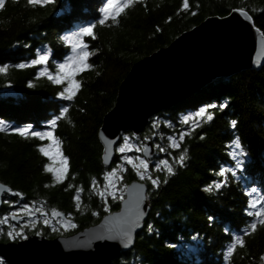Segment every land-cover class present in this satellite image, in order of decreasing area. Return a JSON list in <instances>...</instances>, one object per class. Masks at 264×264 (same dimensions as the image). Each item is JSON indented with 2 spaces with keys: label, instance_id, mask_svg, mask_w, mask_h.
I'll return each instance as SVG.
<instances>
[{
  "label": "trees",
  "instance_id": "obj_1",
  "mask_svg": "<svg viewBox=\"0 0 264 264\" xmlns=\"http://www.w3.org/2000/svg\"><path fill=\"white\" fill-rule=\"evenodd\" d=\"M106 3L5 0L4 5L0 0V69H7L0 70V181L11 190L4 194L7 201L0 203V214L18 202L74 217V226L63 233L49 231L46 225L31 230L46 237L72 233L118 209L121 199L108 198L105 203L96 193L95 184L102 183L103 173L120 162L115 151L109 166L102 163L97 130L134 61L167 45L205 17L223 16L233 8L246 10L264 35V0H187V7L184 0H131L115 19L110 14L101 25ZM90 25L94 26V38L81 39L89 46L91 67L76 75L80 87L67 100L61 96L62 92L67 96V82L57 84L47 72L40 75V71L48 68L52 75L57 72L59 62L72 55L66 39L70 32ZM40 48L50 52V59L47 65H32ZM21 63L24 68L18 67ZM222 104L227 107L221 109ZM201 105L207 107L204 118L198 117L192 124L179 119L180 113L195 111ZM65 107L68 112L61 116ZM159 115L164 119L154 121ZM207 115H214V119L208 121ZM52 120L57 121L50 128L53 139L59 144L60 156L68 160L60 181L47 171L48 164L59 162L39 151L52 140L31 135L46 131ZM232 120L237 121L235 128ZM15 128H29V132L20 135ZM181 133L185 135L179 146L168 148L166 135L179 137ZM139 135L167 148L157 155L165 154L174 174L164 168L152 170L158 187L144 179L147 215L134 234L133 244L120 250L109 264H264V224L248 214L264 206V62L258 68L212 78L152 115ZM237 137L243 153L238 157L241 167H236L232 155ZM182 154L183 166L177 163ZM124 166L122 181L126 185L138 177L130 165ZM223 169L228 171L220 176ZM218 182L224 186L216 189ZM209 186L213 191H204ZM252 188L257 189L255 201ZM77 192L79 200L74 199ZM253 202L256 207L250 206ZM254 221L257 228L251 230ZM237 235L242 243L226 259ZM0 237L8 240L3 232Z\"/></svg>",
  "mask_w": 264,
  "mask_h": 264
},
{
  "label": "water",
  "instance_id": "obj_2",
  "mask_svg": "<svg viewBox=\"0 0 264 264\" xmlns=\"http://www.w3.org/2000/svg\"><path fill=\"white\" fill-rule=\"evenodd\" d=\"M234 41L238 48L234 46ZM244 41H247V47L242 46ZM251 41L259 46L255 64H248L246 60L236 67L221 70L216 68L221 66L220 63L227 62L238 54L246 55ZM263 51L264 35L254 25L250 14L244 9L233 8L223 16L205 17L179 33L167 45L134 61L120 81L115 102L104 113L97 130V137L102 146V163L105 166L111 164L115 155V145L120 140L122 132L129 130L139 134L152 115L190 95L216 76L229 75L249 67H260L264 62ZM140 70H147L146 79H139ZM144 147L151 150L149 160L156 151L150 138H147ZM142 154L144 157L148 156L147 153ZM138 185H142L143 199L140 209L143 216L139 226L132 229L130 240L123 242L117 240L112 251L106 249L99 252L100 244H112L115 239L95 237L109 235V230L115 227L116 220L121 215L127 216L131 208L130 201L133 200L128 191H124L118 209L106 212L95 223L66 235L46 237L30 233L17 240H0V255L9 264H26L34 255L40 254L42 256L33 259L32 264H90L87 263V259L97 258L104 253L105 258L98 264H109L120 250L133 244L134 234L141 228L149 210L146 183L133 179L125 186L132 189ZM8 191L9 186L0 181V202L1 195ZM54 212L57 215L52 214L53 218L60 215L66 222H71V218L63 212ZM13 215L16 214H12L11 217ZM16 216L17 219H13L15 222L19 218Z\"/></svg>",
  "mask_w": 264,
  "mask_h": 264
},
{
  "label": "snow or ice",
  "instance_id": "obj_3",
  "mask_svg": "<svg viewBox=\"0 0 264 264\" xmlns=\"http://www.w3.org/2000/svg\"><path fill=\"white\" fill-rule=\"evenodd\" d=\"M38 0H29V3H37ZM45 3L48 2V0H44ZM131 0H121V3L118 4L117 0H107V3L105 4V6L102 9L103 12V18L99 20V23L101 25H103L105 23V21L109 18L110 14L112 15V18L115 19V16H118L120 11L122 10V7H127L128 3H130ZM3 3L5 5V0H3ZM184 6L187 7L188 3L187 0H184ZM2 9V8H0ZM110 10H112V12L110 13ZM93 28L94 26L90 25L88 27H84L82 28L79 32L74 33L72 37H67L66 39L69 41L70 47H71V51H72V55L67 57L66 60L64 62H61L58 64L57 67V75L53 76L51 73H48V78L50 80H54L55 83L57 84H63L65 83V81L67 82V88H66V92H67V96H65V93L62 92L61 96L64 97L67 100H71L73 98V95L76 93V91L78 90V88L80 87L78 81L75 79L76 75L82 71L85 68H90L91 65L88 63L89 59H90V53L87 50L88 49V44L81 39V37L84 36H90L92 38H94V34H93ZM50 59V52L46 51L43 54H40L38 56L37 59L31 61L32 65H47V62ZM19 68H24L25 65L23 63H21L19 66ZM2 71H6L7 69H0ZM45 74V70H41L40 71V75H44ZM209 107L215 108L216 105H211ZM221 109L227 107L226 104H222L219 106ZM68 112V108L65 107L62 110L61 116H63L64 113ZM207 113V107H201L198 112L195 114L197 117L200 118H204L205 114ZM207 120L211 121L214 119V115H207ZM59 119V117L57 118ZM190 117L186 116L184 117V123H188ZM57 121L56 120H52L50 122L49 128L54 127L56 125ZM237 121L232 120L231 121V126L233 128L236 127ZM0 130H3L2 128H0ZM13 131H15L16 133H19L20 135H25L26 133L29 132V128H15L13 129ZM31 135L34 137H38L41 140L44 139H49V140H53V132L51 130H46V131H33L31 132ZM184 135L185 133H181L179 136V140L183 141L184 139ZM170 143L172 147H178L179 144L177 143L176 139L174 137H169ZM133 147L128 141H125L124 146L119 147L118 151L120 153H125L126 151H130L133 150ZM158 147V146H157ZM233 147L236 149V151H234L232 153L233 157L236 158V167H241L242 166V162L239 160V156L242 155V150H241V145H240V140L239 138H235V142ZM53 149L55 151V155L53 154ZM134 150L136 152H142V153H147L148 156H145L144 158L141 157H137L136 159L138 160V165L136 163H134L133 158L130 156H124L122 159L124 160V162H126L128 165H131L134 170L137 172V175L139 176V178L141 180L144 179H149L152 183V185L154 187H158L159 186V181L157 179H153L151 177V174L148 172L149 169V163H148V157L151 154V150L147 147H135ZM39 151L46 157H50L52 160H56L57 156L60 155V151H59V144L55 143V144H49L48 147H40ZM161 152L164 151V149H160ZM185 160V155H180L179 157V161H177V163H179L181 166H183V162ZM68 164V160L66 158H61L59 161V166L54 168L52 164H48L47 165V171L52 172L55 174L54 178L56 181H60L62 180V178L65 175V171H66V166ZM162 168L166 169V171L169 174H174L173 173V168L172 166L168 163L167 159L164 160H159L155 163L154 165V170L159 171ZM228 171V169H223L220 171L219 175L220 176H224L225 172ZM115 176V171L113 172H109L107 173L106 176V187H111L114 188L115 187V181L113 180V177ZM167 181H165L166 183ZM224 184L223 182H218L215 183L214 187L216 189H219L221 187H223ZM123 191H128L130 195L133 196V200L130 201V211L127 214V216L125 218H123L121 224L114 228V229H110L109 235H100L95 237L96 239H121V240H125L128 241L130 240V234L132 229H134L135 227L139 226V222L143 216V212L140 209V204L141 201L143 199L142 196V185H138L133 187L132 189H128L126 186L123 189ZM204 191L206 192H212L213 191V187L209 186L207 188L204 189ZM257 189L256 188H252L251 189V193H256ZM250 193V194H251ZM13 195H16V193H12ZM101 198H106L108 195H111L113 199L117 198L118 193L116 191H112V192H101L98 193ZM79 192H77V195L74 197V199L79 200ZM119 198L123 199V195L122 192L119 193ZM250 206L252 207H256V203L253 202ZM77 207H79V205L77 204ZM27 208V206H26ZM29 211H31L30 209H28ZM44 214V213H41ZM249 215H255L258 218V222L260 224H264V206H261L258 208L257 211L253 212H249ZM53 215H57L55 212L53 213ZM12 219H17L16 215L12 216ZM211 219V218H210ZM5 220H7V217L5 218ZM45 224L48 223L47 219H45L44 221ZM257 228V221H254L250 224V229L251 230H255ZM151 230V228H150ZM248 229H245V232H247ZM8 235L11 237L14 235L13 232H8ZM235 243L228 249L227 252V256L225 257L226 259L232 255V250L236 247L237 244H241L242 243V239L239 235L236 236L235 238Z\"/></svg>",
  "mask_w": 264,
  "mask_h": 264
},
{
  "label": "rangeland",
  "instance_id": "obj_4",
  "mask_svg": "<svg viewBox=\"0 0 264 264\" xmlns=\"http://www.w3.org/2000/svg\"><path fill=\"white\" fill-rule=\"evenodd\" d=\"M38 1H40V0H38ZM80 30H81V28L80 29L79 28H74L70 32L69 36L72 37L74 33H77ZM46 51H47V49H41V48L38 49L37 58H38V56L40 54H43ZM59 63H61V62H59ZM42 70H45V72L50 73L48 68H43ZM55 75H57V72H55L53 74V76H55ZM201 107H204V105L199 106L198 109L195 110V111H186V112L180 113L179 119L183 122L184 121V117L188 116V117H190V119H189L187 124L194 123L195 120L198 118L195 114L198 112V110ZM161 119H164V116L159 115V116L155 117L154 121L157 122L158 120H161ZM46 130H51V129L48 128ZM130 134L126 133V132L125 133H123V132L121 133L120 140L115 145V151L119 154L120 162L117 163L115 166H113L110 170L105 171L103 173V181H102V183H99V184L96 183L95 184L96 193H97V196L99 198H101V196L98 193H101V192H109L110 193L112 191H116L118 193V195H117V198H115L114 200H116V199L120 200L119 193L122 192V195H124L123 189L125 187V184L122 181V171L125 168L124 165L127 164L126 162H124V160L122 158L124 156H130V157L133 158L134 163H136L137 165H138V160L136 158L137 157L144 158L142 152H136L134 150V148L135 147L143 148L144 147V143L146 142L147 139L145 137H141L139 134H133V133L131 135ZM169 137H174L176 139L177 143L179 142V137H177L176 134H168V135H166V139H165L166 140V142H165L166 146H168V148H174V147L171 146ZM125 141H128L132 146H134L133 150L126 151L125 153H120L118 151V149H119V147L124 146ZM50 143L51 144L57 143L56 139H53ZM49 144L45 145L44 147H48ZM153 145H154L156 151H155L154 155L148 160V163H149L148 172L150 174H151L152 170H154L155 163L157 161H159V160H164L165 159V157H164L165 154L164 155L163 154L157 155L159 153H162L160 151L162 146L158 145V144H153ZM166 149H164L163 153L165 152ZM53 154L55 155L54 149H53ZM61 158H65V157H62V156L59 155V156H57L56 160H52L51 158L50 159L52 161L59 162ZM58 166L59 165H53L54 168H56ZM130 167L137 174V172L134 170V168L131 165H130ZM113 171H115V176L113 177V180L115 181V187L114 188L106 187V184H107V181H106L107 173L113 172ZM137 177H138V179H140L138 175H137ZM143 181L145 182V180H143ZM250 192H251V190H250ZM252 195H253V198H254L253 200L255 201V199L257 198V194L256 193H252ZM108 198L113 199L111 195H108L106 198H103V199L101 198V200L104 201L105 203H107ZM4 201H7L6 197H5ZM11 205L13 207L7 213L2 214V215L0 214V234L3 232V234H5V236L7 237L8 240H16L17 238H22V237L26 236L27 233H31V232H35L36 234H40L39 230L38 231H31V230H34V229H39L38 225H42V226L46 225L49 231L58 232V233H63L65 231H68L74 226L73 222L67 223L62 218L53 219L52 210L47 212V211H45V210H43L41 208H40L41 209L40 210L36 206H32L30 204L18 203V202H12ZM26 206H27V208H26ZM105 208L107 209L106 205H105ZM28 209H30L31 211H29ZM11 213L20 215V217H21L20 220H18L17 222H14L13 220H11L10 217H9V215ZM41 213H44V214H41ZM6 217H7V220H5ZM45 219H47V221H48L47 224L44 223ZM10 231L14 233V235L11 236V237L8 235V232H10ZM0 240H1V237H0ZM3 260L6 261L4 259V257H2L0 255V263L1 264H3L2 263V262H4Z\"/></svg>",
  "mask_w": 264,
  "mask_h": 264
},
{
  "label": "bare ground",
  "instance_id": "obj_5",
  "mask_svg": "<svg viewBox=\"0 0 264 264\" xmlns=\"http://www.w3.org/2000/svg\"><path fill=\"white\" fill-rule=\"evenodd\" d=\"M243 40V39H242ZM250 41L248 40V43ZM230 45V44H229ZM234 46L238 48V45L237 43L234 41ZM242 46L243 47H247L248 44H247V41H244L242 42ZM258 49H259V46H256V44L252 41L250 43V48L247 52L246 55H243V54H238L237 56L229 59L227 62H224V63H220L221 66H217L216 68H218V70H221V69H225V68H232V67H236L237 64H241V63H244L246 60L248 62V64H255L257 62V54H258ZM233 50V49H232ZM247 50V49H246ZM210 52V51H209ZM264 52V51H263ZM214 68V67H213ZM141 71V70H140ZM147 71V70H146ZM145 70H142L141 72H138V76H139V79H146V76H147V72ZM137 73V72H136ZM150 73V72H149ZM149 77V76H148ZM138 78V77H136ZM144 81V80H143ZM146 84V83H145ZM120 217V216H119ZM118 217V218H119ZM126 216L125 215H121V217L116 220V223H115V227L113 228H110V229H114L116 227H118L123 218H125ZM120 241V242H123V240L121 239H115L112 244H100V251L99 252H104V250L108 249L109 251H112V249L114 248L113 246L115 245L116 241ZM42 254H40L39 256H35L30 258L26 264H32V261L33 259H37L38 257H41ZM29 258V257H28ZM105 258V254L102 253L99 255V257L97 258H90V259H87V263H90V264H98L101 260H103ZM32 259V260H31ZM45 259V258H44ZM26 260V259H25Z\"/></svg>",
  "mask_w": 264,
  "mask_h": 264
},
{
  "label": "flooded vegetation",
  "instance_id": "obj_6",
  "mask_svg": "<svg viewBox=\"0 0 264 264\" xmlns=\"http://www.w3.org/2000/svg\"><path fill=\"white\" fill-rule=\"evenodd\" d=\"M9 192H11V190H10V188H9V191L8 192H6V193H9ZM4 194L5 193H3L2 195H1V202L0 203H2L3 201H4V199H5V197H4ZM11 215H12V213L9 215V217L10 218H12L11 217ZM16 215H18V214H16ZM19 216V218H18V220H20V215H18ZM68 218H71V222H74V217L73 216H70V215H66ZM57 218H62L63 220H64V218L62 217V216H58ZM57 218H53V219H57ZM12 220V219H11ZM71 222H69V223H71ZM68 223V222H67Z\"/></svg>",
  "mask_w": 264,
  "mask_h": 264
}]
</instances>
